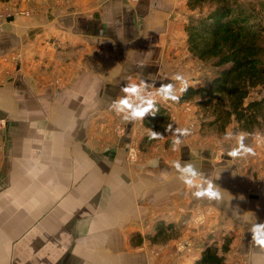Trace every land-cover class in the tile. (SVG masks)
<instances>
[{"label":"crops","instance_id":"crops-1","mask_svg":"<svg viewBox=\"0 0 264 264\" xmlns=\"http://www.w3.org/2000/svg\"><path fill=\"white\" fill-rule=\"evenodd\" d=\"M185 8L186 0H0V174H39V180L23 182H4L0 175V197L13 202L11 190L25 189L17 194L27 200L23 245L38 236L33 257L39 264L50 258L55 262L49 264H155L158 254L166 264H190L201 248L192 258L173 250L176 237L156 244L143 238L139 245L131 238L144 237L149 222L152 230L159 220L180 230L194 215L203 223L206 208L212 212L204 230L253 232L264 226V176H254L262 172L256 156L264 153V135L248 145L256 151L248 158L242 148L232 157L183 141L194 125L192 105L171 97L204 81L189 71L176 78L163 63L177 35L184 34L185 45ZM133 86L135 93L123 90ZM124 98L133 108L151 100L169 113L165 134L145 151L138 148L136 159L128 147L150 129L132 109L120 110ZM189 166L195 175L185 171ZM209 184L217 198L195 195ZM64 232L70 240L78 232L100 238L81 257L78 245H64ZM53 233L55 256L48 247ZM242 245L252 264H264V247L253 235Z\"/></svg>","mask_w":264,"mask_h":264},{"label":"trees","instance_id":"trees-1","mask_svg":"<svg viewBox=\"0 0 264 264\" xmlns=\"http://www.w3.org/2000/svg\"><path fill=\"white\" fill-rule=\"evenodd\" d=\"M210 3L205 15L188 16L183 25L185 46L192 59L208 64L212 75L204 84L189 85L177 96V101L190 102L199 98L200 106L211 117L203 126L224 129L230 123L251 135L264 124V96L250 98V93L264 85V25L252 22L254 7H242L235 0H186L189 10ZM169 123L166 109L154 104L142 118L150 129L138 144L145 151L152 142L165 134ZM152 132L158 135L151 138ZM179 228L172 222L156 221L152 232L144 237L135 233L133 245L143 238L151 244L163 243L177 237ZM229 240L219 249L204 244L200 255L190 264H225L224 254Z\"/></svg>","mask_w":264,"mask_h":264},{"label":"rangeland","instance_id":"rangeland-1","mask_svg":"<svg viewBox=\"0 0 264 264\" xmlns=\"http://www.w3.org/2000/svg\"><path fill=\"white\" fill-rule=\"evenodd\" d=\"M3 1V0H1ZM237 5H240L242 7H246L249 9V7H254V18L252 22L255 23H261L264 25V0H235ZM210 9V3H205L201 8H197L195 10H189L185 8L186 14H183L181 17V23L180 25H184L185 21L188 19V16H197V15H205L206 12ZM22 10H18L17 12H20ZM184 33V32H183ZM184 35V34H183ZM183 35H177V44L174 46H171V48L168 50V53L170 56H168V59L164 61L163 68L166 71L167 74L171 72L172 75L181 74L180 72L189 71L190 74L195 76L198 80L200 79L204 83L208 80V77L212 75V68L205 63H200L195 59H192L191 56L186 59V61L183 59V55L185 53V45L183 43ZM177 59V60H175ZM189 81V80H188ZM192 81V80H190ZM203 83V84H204ZM181 90V88H180ZM177 91V90H175ZM263 86L259 89H256L250 93V98H259L260 96H264L263 93ZM152 94L153 93L152 91ZM156 95V94H155ZM159 100L162 99V103L165 104V101L162 97H158ZM199 98H195L194 100L190 101L189 103L192 105L191 109V115L192 118H194V125L188 129V131L184 132V143L187 142L191 146H193L196 149L199 150H210L213 152H220V151H232V150H240L241 148L244 150V157L248 158L247 152L245 151L246 148H248L249 144L252 142L254 137H263L264 135V124L261 125L258 129H254L253 133L251 135H248L246 133H243L241 130H239L236 126V123H230L228 124L224 129L219 128L218 126H203L200 128L201 122H207L211 117L208 115L207 110L203 109L200 104L198 103ZM140 104V102L138 103ZM196 122V125H195ZM5 126L4 122H0V137H1V130ZM198 127V130L196 129ZM201 129V130H200ZM132 136V135H131ZM133 139V136H132ZM135 142L131 143L128 148L132 147H138L139 141L138 137L134 138ZM137 142V145L135 144ZM153 145V144H152ZM3 147V142H0V148ZM151 147V146H150ZM172 148V146H170ZM262 147V145H261ZM155 148V146L153 147ZM3 149L0 150V169L3 162ZM241 151V150H240ZM260 155L256 156L257 160L260 161L261 173L254 175L255 177L262 178L264 176V153L260 149L259 150ZM3 176L4 182H7L8 180H13L16 182H23L26 180H39V174L38 173H32L31 176L29 173H12V174H0ZM1 178V177H0ZM1 192L3 189L0 190ZM6 191V190H5ZM13 191L16 196L13 202L11 200H6L2 197H0V205H1V216H0V252L2 261L5 259V264L8 262L9 253L11 252L9 258V261L11 264H25V263H33L35 264V261H37V264H39L40 260L35 259L34 260V253L38 251L39 246V238L38 236H32V239L35 240V242L28 243L26 246L23 245V238L25 235V232H23L25 225L24 224V209H25V203L27 200L25 198L19 197L17 194H24L25 189L23 187L16 188L11 190ZM208 208H206L207 211ZM208 209L207 211V218L211 216V210ZM205 211V210H204ZM205 211V213H206ZM206 215V214H205ZM205 217V216H204ZM203 220L200 221L199 215H194L191 219V223H187L182 226V229H180L177 232V236L175 238V242L173 243V250L175 251L177 247V244L186 240L188 241L191 246L187 250H184V252L188 253L189 255L193 256L195 255V251L199 248H202L204 244H215L219 249L229 240V251L224 254L226 261L228 264H252L250 262V255L247 250L243 249V245L245 242L248 243L249 239L253 235V232H219L218 230L214 229H208L204 230L203 227L206 223V221ZM35 222H33V225ZM146 226L144 229H142V234L150 233L152 232V222H149L148 224H145ZM202 228V229H201ZM215 228V227H214ZM83 229V228H82ZM148 229V230H147ZM201 229V231L199 230ZM226 230V229H225ZM224 230V231H225ZM221 231V230H220ZM223 231V230H222ZM227 231V230H226ZM92 233V237H89V232H78L76 236L74 237V240H70V232H64L63 233V243L64 245H71L76 244L79 246L80 253L79 255L81 257H87L88 252V245L93 244V240L99 241L98 234ZM179 237V238H178ZM15 244L12 243V240ZM55 234L53 233L51 236L48 237V247H49V253H51L53 256H55ZM117 241L121 240L123 243L126 241V238L124 237H116L114 238ZM9 245L11 246V249L8 250ZM29 246L31 248H29ZM154 247V246H153ZM156 247V246H155ZM140 248V247H139ZM10 251V252H9ZM6 252V254H5ZM31 252L32 259L30 258L29 253ZM192 252V253H191ZM5 255V257H4ZM187 255V256H189ZM190 255V256H191ZM50 256V255H49ZM48 256V257H49ZM124 256V255H123ZM158 261H156L155 264H166V261H159L161 259V255L158 254L155 256ZM191 258V259H192ZM121 259H124L121 257ZM50 262H55L54 258L48 259L47 264Z\"/></svg>","mask_w":264,"mask_h":264},{"label":"clouds","instance_id":"clouds-1","mask_svg":"<svg viewBox=\"0 0 264 264\" xmlns=\"http://www.w3.org/2000/svg\"><path fill=\"white\" fill-rule=\"evenodd\" d=\"M169 88H170V86H169ZM123 90L127 93H135L137 91V88L135 86L125 87ZM165 91H167V89ZM171 99L177 100L178 98L175 96H172ZM119 104L121 106V108H120L121 111H123L124 109H132L131 114L133 117H136V118H142L145 115V113L148 112L149 109L152 107V101L151 100H149L147 102L146 106H144L142 108L141 107L133 108V106L131 104H129L127 98L121 99L119 101ZM157 135L158 134L156 132H152L151 138H156ZM245 151L251 156L256 155V151L252 147L246 148ZM238 154H239L238 150H232L231 152L228 153V155L232 156V157H236ZM185 171L191 173L192 175H195V173L192 171L190 166L188 168H186ZM187 183L192 184L193 181L189 179V180H187ZM195 195L197 197L207 195L209 198H217L219 193L217 191H214L212 185L209 184L207 189H205L203 191H198L195 193ZM262 228H264V226H259L253 230V241L256 245L264 247V230H262ZM182 247L183 246L181 245V248Z\"/></svg>","mask_w":264,"mask_h":264},{"label":"built area","instance_id":"built-area-1","mask_svg":"<svg viewBox=\"0 0 264 264\" xmlns=\"http://www.w3.org/2000/svg\"><path fill=\"white\" fill-rule=\"evenodd\" d=\"M19 13H21V14H24V13H29V11L27 12V11H20ZM3 17H5V12H0V29H1V27L3 26V24H4V18ZM139 125H141V122H139ZM135 141L133 140V143H134ZM131 144V143H130ZM136 145H137V142L135 143ZM138 147H132L131 149L130 148H128V153H129V155H130V157L132 158V159H136V156H137V154H138ZM206 211V210H205ZM207 211H208V209H207ZM207 211H206V214H207ZM210 211V210H209ZM199 218H200V216H199ZM202 219L200 218V221H201ZM181 245L183 246L182 248H181ZM190 246H191V244L188 242V241H186V240H184V241H182V242H180V243H178L177 244V247H176V249H177V251H184V250H187L188 251V249L190 248Z\"/></svg>","mask_w":264,"mask_h":264}]
</instances>
